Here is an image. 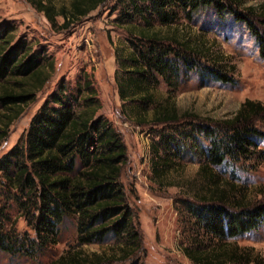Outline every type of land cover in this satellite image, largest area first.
Segmentation results:
<instances>
[{"label":"trees","instance_id":"1","mask_svg":"<svg viewBox=\"0 0 264 264\" xmlns=\"http://www.w3.org/2000/svg\"><path fill=\"white\" fill-rule=\"evenodd\" d=\"M29 1L53 23L56 14L63 17L61 26L70 23L65 7L54 10L53 4L46 1ZM103 1L72 0L69 12L84 15ZM117 1L121 23L138 18L145 27L154 21L173 23L180 14L190 17L199 8H210L220 17L229 15L246 25L264 58V0ZM10 31L11 27L0 24V139L7 136L22 105L50 75L42 66L46 55H40L41 51L33 49L23 38L13 40ZM137 35L138 42L131 41V48L124 55L117 53L119 67L115 77L120 98L134 103L127 111L137 116L139 122H145L149 110L154 123L191 117L180 113L166 99H156L153 90L159 76L174 85L182 70H193L202 79L235 83L233 65L200 61L202 54L188 40L178 41L175 37L167 41L157 31L141 30ZM83 85L91 92L82 99L83 109L74 108L81 87H77L78 96L67 93L65 85L59 82L31 117L25 138L0 156V185L5 188V193L0 189L3 251L34 255L47 243L56 241L58 224L68 215L76 216L77 245L102 242L112 234L117 239L114 251L119 259L134 254L141 246L120 181L127 159L126 144L106 117L95 115L99 102L93 98L89 80ZM189 126L190 129L176 131L177 135L160 132L152 142L151 170L160 181L191 151L202 160L201 169L257 155L258 142L264 139V104L245 98L231 116L214 121L194 117ZM1 198L17 201L32 233L6 226L10 217L6 200L2 202ZM183 201L194 224L213 239L236 237L264 223V201L240 202L217 188L208 195ZM183 251L194 264H249L257 259L250 251L236 247L211 251L200 241L185 245ZM105 259L100 252L77 247L65 250L48 264H101ZM124 264H133L132 259Z\"/></svg>","mask_w":264,"mask_h":264},{"label":"rangeland","instance_id":"2","mask_svg":"<svg viewBox=\"0 0 264 264\" xmlns=\"http://www.w3.org/2000/svg\"><path fill=\"white\" fill-rule=\"evenodd\" d=\"M42 1L53 4L54 10L65 7L70 23L61 26L60 14L55 15L53 23L29 0H0V24L11 27L9 33L13 40L23 38L33 49L40 50V55H46L42 66L45 73L50 74L42 87L22 105L21 112L8 127L7 136L0 139V156L25 138L31 117L59 82L65 85L67 93L78 96L77 87H81L80 99L74 103V108L83 109L85 101L82 99L91 94L83 82L89 80L95 94L93 98L99 102L95 115L106 117L127 147L120 181L141 246L134 254L119 259L114 251L117 239L112 234L102 242L77 245L76 216L68 215L58 224L55 242L47 243L34 255L0 249V264H48L65 250L77 247L102 253L106 259L101 264H124L129 258L133 264H194L184 254L183 247L196 241L211 251L235 247L248 250L257 258L249 264H264V223L236 237L213 239L194 224L183 201L208 195L215 188L240 202L264 201V139L258 142L260 152L249 159L201 169L202 160L191 151L180 158L177 168L167 172L161 181L151 170L152 142L159 138L160 132L177 135L180 129H190L189 121L194 117L199 121L229 117L245 98L264 104V58L246 25L229 15L220 17L210 8H199L190 17L180 14L173 23L154 21L145 27L138 18L121 23L117 0H104L78 16L69 12L72 0ZM258 1L246 0V3ZM141 30L157 31L167 41L175 37L178 41L188 40L202 54L200 61L233 65L235 83L202 79L193 70H182L174 85L159 76L153 90L156 99H166L180 113L186 112L191 117L160 124L151 120L149 110L145 122H139L137 116L127 111L134 103L120 98L115 76L119 67L117 53L124 55L131 48V41L138 42L137 34ZM5 200L12 223L6 222V226L32 233L17 201L1 198L2 202Z\"/></svg>","mask_w":264,"mask_h":264}]
</instances>
